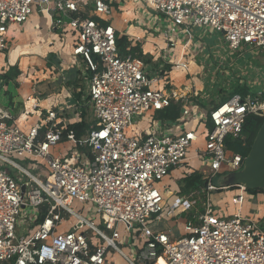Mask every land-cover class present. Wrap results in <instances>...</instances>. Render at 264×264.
Masks as SVG:
<instances>
[{
	"label": "built area",
	"instance_id": "2783aa9c",
	"mask_svg": "<svg viewBox=\"0 0 264 264\" xmlns=\"http://www.w3.org/2000/svg\"><path fill=\"white\" fill-rule=\"evenodd\" d=\"M112 2L0 0V52L9 46L8 26L22 24L43 4L52 29L74 32L72 53L84 61L88 79L77 113L88 108L93 116L83 136L70 131L64 138L58 119L66 108L47 111L41 134L42 124L24 129L8 123L10 115L0 108V264H115L109 251L127 264H264V231L257 222L218 212L209 199L215 175L241 169L245 156L227 142L243 140L246 117L262 116L264 99L235 93L206 111L187 92L168 90L172 83L160 70L118 52ZM138 3L142 12H154L169 50L194 28L221 33L230 50L264 49V0ZM172 67L190 73L187 59ZM172 102L181 107L175 121L145 116ZM144 117L149 128L137 130ZM192 120L205 130L186 128ZM191 154L204 178L202 211H192L190 194L163 183L175 168L194 172ZM242 200L240 193L233 197L235 204ZM73 201L89 204L100 226L70 207ZM70 217L74 222L62 227ZM179 218L180 235L155 230L161 221Z\"/></svg>",
	"mask_w": 264,
	"mask_h": 264
},
{
	"label": "crops",
	"instance_id": "0c3cea01",
	"mask_svg": "<svg viewBox=\"0 0 264 264\" xmlns=\"http://www.w3.org/2000/svg\"><path fill=\"white\" fill-rule=\"evenodd\" d=\"M138 10L136 9L135 13L132 12L128 19H123L122 25L125 30L121 28L117 30L114 25L112 26L120 35H127L132 44L139 42L142 53H148L153 57L149 62L143 61L148 67L160 70L170 80L172 84L166 85L168 90L176 95L187 92L188 99L193 101L194 105L206 111L211 109L221 98H214L215 91L210 92L211 88L205 82V78L201 74L199 75V63H195L197 57L198 59L202 58L197 54L200 46L195 44L199 40H195L193 36H187L186 33L176 38L175 45L179 44L180 53L176 58L174 54V59H172L164 36L160 33L161 38H157V40L150 36L153 31L159 29L156 26L152 28L155 25L154 20L153 23L145 25L146 22L143 21L145 13L142 12V9ZM103 22L108 23V18H104ZM52 23L53 16L46 4L41 5L22 24L12 23L8 26L9 46L7 50L0 52V91L4 93L5 100H8V103H5V106L0 105V108L10 115L6 121L17 123L24 129L37 123L42 124L40 134L45 129L44 116L48 110L61 112L63 108H66L63 113H60L58 119V121L62 119L60 123L63 126L78 122L83 118L86 119L88 113L86 109L81 111L80 116L77 113V105L80 104L81 98L85 94L88 79L87 74L85 75L87 72L84 61L80 56H74L72 53L75 40L74 32L61 28L54 30L51 28ZM209 32L207 31V34ZM142 39H144V43L140 42ZM185 59L191 61L188 69L189 74L180 68L172 67L173 63ZM27 112L33 113L31 118L27 117ZM148 113L147 116L158 117L157 112L150 111ZM141 121L149 125L146 117ZM87 122L90 127L93 124V118L92 122ZM196 123L192 120L190 127H197ZM193 159L196 158L191 154L189 160L191 166ZM196 160L198 161V159ZM181 170L185 172L182 168H175L169 174L175 185V190H179L181 178L178 177V174L174 177L172 175ZM194 171H201V169ZM184 176L186 175L184 174ZM220 187H222L218 188L220 192L213 195L214 191L209 193L210 200L213 196L215 210L217 209L218 212H223L228 216L238 212L242 217L257 222L260 229L264 231V192L251 193L246 189L241 191L239 186ZM239 193L243 195V200L241 204H235L233 197ZM226 198H228L227 202ZM156 227H159V223L156 224Z\"/></svg>",
	"mask_w": 264,
	"mask_h": 264
},
{
	"label": "rangeland",
	"instance_id": "374dc122",
	"mask_svg": "<svg viewBox=\"0 0 264 264\" xmlns=\"http://www.w3.org/2000/svg\"><path fill=\"white\" fill-rule=\"evenodd\" d=\"M136 9H139L138 11L142 9L141 4L138 3V0H113L111 6L112 14L111 16H109V21L116 27L117 30L119 28L125 30V27L122 25L123 19H128L131 16L132 12L135 13ZM144 13L145 16L143 17V21L146 22L145 25L151 24V22L153 23V20L155 18L154 12L146 10ZM154 27L155 25H153L152 28ZM160 30L158 29V31H153L150 36L155 40H157V38L160 39ZM191 33L195 40H199V42L197 41V43H195L200 46V49H198L199 51L197 53L198 56H202V58L200 59H198L197 57V61L195 62L196 64L199 63V75L201 74L205 78V82L209 85V88H211L210 92L215 91L214 98L220 97L222 100L223 98L228 97L233 90V85L237 83L240 85L248 86L251 91L255 92V95H257L259 98L264 99V49L242 46L237 51L230 50L227 47V44L224 42L221 33L219 32L212 31L207 34V31H204L203 29L194 28L191 29ZM140 42L144 43V39H142ZM169 52L171 53L170 57L172 59H174V54L176 55L175 58L178 57L180 53L179 44L170 47ZM139 57L146 62H149L153 58L148 53H141ZM188 58L192 60L191 57L188 56ZM188 63L190 64L191 61H188ZM155 64L157 65V63ZM5 99L6 97L4 93L0 91V105L5 106V103H8V100L6 101ZM87 111L88 113L86 114V120L92 122L93 116L91 115L88 108ZM32 115V112H27V117L31 118ZM145 116H147V114H145ZM152 117L154 116L152 115ZM190 124L191 122H185L184 125L186 128H191ZM196 125L200 130H205L202 123H196ZM148 126L149 125L144 121H141L137 124V129L145 130L148 128ZM192 162V166L195 170L201 169V163L199 162V160L197 161L196 159H193ZM176 174H178V177L182 179L184 172L181 170L177 173H173L172 177H174V175ZM212 181L213 184L217 187V189L212 193L213 195L216 194V192H220V190H218V187L225 186L227 179L225 178L224 174H220L215 175ZM163 183L166 184L170 189L175 188V185L172 182V178L169 175L163 180ZM178 189L179 194H183L180 185ZM189 194L190 201L193 202V205H191V207H193V209L191 208L192 211H202L204 208V203L207 202V194L205 192L202 193L201 191L197 190L191 191L187 195ZM212 198L213 196L211 197V202L216 208V205L213 203ZM227 200L228 198L225 199L226 202ZM70 207L87 217H89L91 212H93V209L89 204H81L77 201H73L70 204ZM92 219L98 226H100L101 220L99 216H96ZM73 222L74 219L70 217L67 220V224L63 225L62 227L69 228L70 224H72ZM183 224V218H179L177 220L171 219L159 223V227H156L155 230H170L174 234V236H178L183 231ZM118 228L121 232V235L124 236V226L119 225ZM122 249L125 253H129V249L127 246H122ZM108 255L111 259L114 260L115 264H127L122 255L113 254L111 251L108 252Z\"/></svg>",
	"mask_w": 264,
	"mask_h": 264
},
{
	"label": "trees",
	"instance_id": "16d2710c",
	"mask_svg": "<svg viewBox=\"0 0 264 264\" xmlns=\"http://www.w3.org/2000/svg\"><path fill=\"white\" fill-rule=\"evenodd\" d=\"M103 23L107 24V22ZM116 46L118 48V52L122 55L131 54L133 56L139 57L142 53V47L139 42L132 44L131 40L128 38L127 35H120L117 31ZM235 93H239L242 96L255 95V92L251 91L248 86L240 85L237 83L233 85V90L231 91L229 96ZM228 97H225L222 100H226ZM180 110V104L172 102L162 110L157 111V114L159 118L175 121L179 117ZM262 121L263 117L261 115L249 114L243 123V140H235L232 142L229 141L227 142V147L235 152H239L242 155L246 156L262 124ZM59 125L61 126L62 123H59ZM88 127L89 123L86 121L85 118H83L78 122L65 125L64 129L62 130V136L65 138L67 133L72 131L75 138H80L85 134ZM179 185L183 193L188 194L194 190L200 191L204 187L203 175L199 171H194L191 174L184 176L180 180ZM246 190L251 193L264 192V189L246 188Z\"/></svg>",
	"mask_w": 264,
	"mask_h": 264
},
{
	"label": "water",
	"instance_id": "95a60500",
	"mask_svg": "<svg viewBox=\"0 0 264 264\" xmlns=\"http://www.w3.org/2000/svg\"><path fill=\"white\" fill-rule=\"evenodd\" d=\"M262 117V124L242 161L241 169L224 174L227 179L225 186L264 189V110Z\"/></svg>",
	"mask_w": 264,
	"mask_h": 264
}]
</instances>
